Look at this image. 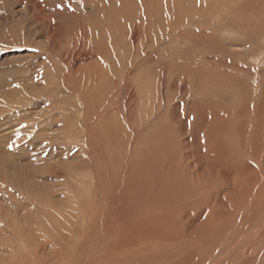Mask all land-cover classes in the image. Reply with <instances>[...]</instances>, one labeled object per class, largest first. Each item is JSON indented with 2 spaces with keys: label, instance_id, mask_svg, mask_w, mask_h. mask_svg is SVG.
<instances>
[{
  "label": "rangeland",
  "instance_id": "1",
  "mask_svg": "<svg viewBox=\"0 0 264 264\" xmlns=\"http://www.w3.org/2000/svg\"><path fill=\"white\" fill-rule=\"evenodd\" d=\"M82 2L0 0V264H264V1Z\"/></svg>",
  "mask_w": 264,
  "mask_h": 264
},
{
  "label": "bare ground",
  "instance_id": "2",
  "mask_svg": "<svg viewBox=\"0 0 264 264\" xmlns=\"http://www.w3.org/2000/svg\"><path fill=\"white\" fill-rule=\"evenodd\" d=\"M90 1V0H89ZM106 0H104V3L103 4H107V2H105ZM147 1V0H146ZM235 2H233L234 4H233V10H234V13H233V15H232V12H231V14H229V13H223V16H224V14H226V18L227 19H230L231 20V22H232V25H233V27H234V29H236V30H238L239 28H243L244 29V26L246 25H249V22L244 18V17H242V15H239V13H240V11H241V9H247L248 10V8L247 7H249V8H252V5L254 6V8L256 7L255 5L256 4H254V1H256V0H234ZM264 1V0H263ZM75 2V1H74ZM79 2H81V1H79ZM101 2H103V1H101ZM114 2V1H113ZM118 2V1H117ZM116 2V3H117ZM125 2V1H124ZM136 2V1H135ZM143 2H144V0H143ZM222 2H225V1H222ZM227 2V1H226ZM77 3H78V1H77ZM83 3H84V0H83V2H82V4L81 5H83ZM87 3V2H86ZM100 2H99V0H98V4H99ZM120 3H121V1H120ZM145 3V2H144ZM151 3V2H150ZM262 3V2H261ZM102 3H100V5H101ZM110 4V3H109ZM112 4V3H111ZM119 4V3H118ZM118 4L117 5H115V6H118ZM143 4V3H142ZM148 4H149V2H148ZM219 4V3H218ZM99 5V7H102V6H100ZM260 5V4H259ZM261 5H263V4H261ZM114 6V7H115ZM141 6V5H140ZM143 6V5H142ZM149 6H150V4H149ZM152 6V5H151ZM150 6V7H151ZM218 6V5H217ZM84 7V6H83ZM90 7V6H89ZM109 7H111V6H109ZM114 7H112V8H114ZM144 7V6H143ZM143 7H142V9H143ZM216 7V6H215ZM94 8V7H93ZM96 8H97V6H96ZM262 8V7H261ZM259 9V11L261 12L262 11V13H263V9ZM104 10L105 8H101V10ZM115 9V8H114ZM120 9V8H119ZM125 9V8H124ZM150 9V8H149ZM215 9V8H214ZM221 9V8H220ZM100 10V11H101ZM107 10V9H106ZM137 10V9H136ZM256 10H258V9H256ZM96 11H98L97 9H96ZM108 11H110V10H107V11H105V14L107 15V13L106 12H108ZM114 12H115V10H113ZM125 11V10H124ZM147 11V10H146ZM99 12V11H98ZM102 12V11H101ZM149 12V11H148ZM147 12V13H148ZM103 13H104V11H103ZM246 13V12H245ZM261 13V14H262ZM116 14V13H115ZM119 15H120V13H118ZM122 14V13H121ZM150 13H148L147 15L148 16H150L149 15ZM247 14V13H246ZM254 14H255V12H254ZM101 16H103L102 14H101ZM105 16V15H104ZM138 16V15H137ZM152 16V15H151ZM245 16H247V15H245ZM258 16V15H257ZM87 17V16H86ZM221 18V17H220ZM247 18H249V17H247ZM253 18V17H252ZM252 18H250V19H252ZM259 18H261V20H263L264 19V16H259ZM138 19V18H137ZM117 20V19H116ZM224 20V19H223ZM257 21V20H256ZM117 22H118V20H117ZM248 22V23H247ZM258 22V21H257ZM263 23V22H262ZM53 26H55V25H53ZM84 26V25H83ZM106 27H108V26H106ZM81 28V27H80ZM86 28H87V26H86ZM85 28V29H86ZM101 28H102V26H101ZM56 29V28H55ZM60 29V28H59ZM79 29V28H78ZM261 29V28H260ZM91 30H92V28H91ZM246 30H248V28L246 29L245 28V30H242V32L244 33V34H246L247 33V31ZM56 31V30H55ZM88 31V30H87ZM108 31V30H107ZM225 32V31H224ZM256 32V31H255ZM254 32V33H255ZM50 33V32H49ZM84 33V32H83ZM88 33H89V31H88ZM258 33V32H257ZM99 34V33H98ZM219 34V33H218ZM78 36V38H79V35H77ZM81 36V35H80ZM86 36V35H85ZM106 36V35H105ZM90 38H91V36H89ZM99 37H101L100 35H99ZM103 37H104V35H103ZM110 37V36H109ZM50 38H52V37H50ZM77 38V37H76ZM82 38V37H81ZM86 38H87V36H86ZM94 38V37H93ZM88 39V38H87ZM95 39H97V37L95 36ZM111 39V38H110ZM53 40V39H52ZM75 40H77V39H75ZM90 40V39H89ZM101 40H102V38H101ZM100 40V41H101ZM57 41V40H56ZM78 41V40H77ZM79 41H80V39H79ZM93 41H95V40H93ZM73 42V41H72ZM82 42V41H81ZM80 42V43H81ZM102 42V41H101ZM100 42V43H101ZM111 42V41H110ZM58 43V42H57ZM74 43V42H73ZM87 43V42H86ZM89 43V42H88ZM106 43H109L108 41L106 42ZM90 45H91V40H90V43H89ZM73 45H75V44H73ZM77 45V44H76ZM82 45V44H81ZM96 45H97V43H96ZM109 45V44H108ZM92 46V45H91ZM95 46V45H94ZM97 46H99V45H97ZM106 46V45H105ZM105 46H104V48H105ZM58 47V46H57ZM72 47H74V46H72ZM77 47H79V46H77ZM83 47V46H82ZM93 47V46H92ZM92 47H90L91 49H92ZM108 47V46H107ZM110 47V46H109ZM76 48V47H75ZM86 48V47H85ZM94 48V47H93ZM98 48V47H97ZM90 49V50H91ZM133 49V48H132ZM77 50V49H76ZM93 50H95V49H93ZM99 50V49H98ZM73 51V50H72ZM104 51V50H103ZM67 52V51H66ZM75 52H77V51H75ZM79 52V51H78ZM83 52H86V49H85V51L83 50ZM92 52V51H91ZM96 52V51H95ZM99 52V51H98ZM98 52H96V54L98 53ZM70 53V52H69ZM64 54V53H63ZM68 54V53H67ZM81 54V53H80ZM83 54V53H82ZM61 55V54H60ZM97 55H100L99 53L97 54ZM121 55H122V53H121ZM66 56V55H65ZM71 57H69V58H67L68 59V61H69V63H71L70 65H72V62H74V57H73V54L71 53V55H70ZM96 56V55H95ZM101 56V55H100ZM109 56V55H108ZM91 57V56H90ZM98 57V56H97ZM97 57H96V59H97ZM111 57V56H110ZM109 57V58H110ZM64 58V57H63ZM81 58V57H80ZM99 58V57H98ZM263 58V57H262ZM76 59H77V57H76ZM107 59V58H106ZM165 59V58H164ZM100 60H101V58H100ZM109 60V59H108ZM264 60V59H263ZM62 61V60H61ZM99 60H96L95 61V63L93 64V65H91L90 66V74H89V77H90V79H89V77H88V85L89 86H91L92 84L94 85V82L97 80V79H100L101 77H103L104 76V74L105 73H108L109 71L107 70L108 68L106 67V66H104V65H102V64H100L99 62H98ZM105 61V60H104ZM59 62H60V60H59ZM62 63H65V62H62ZM101 63H103V60L101 61ZM99 64V65H98ZM62 65V64H61ZM64 65V64H63ZM86 65V64H85ZM233 65V64H232ZM68 66V64H66V68L68 69L69 67H67ZM76 66L77 65H75V68H76ZM80 66V65H79ZM82 66V65H81ZM87 66V65H86ZM130 66V65H129ZM64 67V66H63ZM74 67V66H73ZM85 67V66H84ZM112 67V66H111ZM131 67V66H130ZM133 67H134V65H133ZM132 67V68H133ZM207 67V66H206ZM255 67V66H254ZM87 68V67H86ZM69 70H74L73 68H69ZM84 70V69H83ZM121 70V69H120ZM132 70V69H131ZM204 70V69H203ZM67 71V70H66ZM65 71V72H66ZM70 71V72H71ZM74 71H76V70H74ZM125 71V70H124ZM73 72V71H72ZM196 72V71H195ZM82 73V72H81ZM86 73V72H85ZM78 74V73H77ZM128 74V73H127ZM69 75H70V73H69ZM72 75H74V73L72 74ZM75 75H76V72H75ZM81 74H79V76H80ZM116 75V74H115ZM133 75V74H132ZM191 75V74H190ZM81 77V76H80ZM220 77V76H219ZM75 78V77H74ZM120 78H121V76H120ZM119 78V79H120ZM70 80H71V78H70ZM77 80H79V79H77ZM80 80H81V78H80ZM79 80V81H80ZM84 80V78L82 79V81ZM106 80V79H105ZM134 80H135V78H134ZM109 81V80H108ZM133 81V80H132ZM64 82V81H63ZM81 82V81H80ZM85 82H87V81H85ZM120 82V81H119ZM226 82V81H225ZM69 83V82H68ZM63 84V83H62ZM73 84V83H72ZM81 84H82V82H81ZM86 84V83H85ZM141 84V83H140ZM67 85V84H66ZM79 85V84H78ZM212 85V84H211ZM137 86V85H136ZM139 86V85H138ZM68 87L69 88H71V85H68ZM79 87H81V86H79ZM263 87V86H262ZM82 88V87H81ZM94 88H95V85H94ZM77 89V88H76ZM139 89H140V87H139ZM64 90V89H63ZM96 90V89H95ZM224 90V89H223ZM264 90V89H263ZM68 91V90H67ZM148 90H146V92H147ZM72 92H74V91H72ZM76 92V91H75ZM137 93V92H136ZM94 95V94H93ZM80 96V95H79ZM147 96H150V95H147ZM155 96V95H154ZM101 97H102V95H101ZM108 97V96H107ZM145 98H147L148 99V97H145ZM145 98H143V99H145ZM155 98V97H154ZM142 99V98H141ZM150 99H151V97H150ZM149 99V100H150ZM246 99V98H245ZM135 100V99H134ZM148 100V102L150 103V101ZM99 101V100H98ZM136 101V100H135ZM134 101V102H135ZM145 101V100H144ZM256 101H258V100H256ZM100 102V101H99ZM105 102V101H104ZM146 102V101H145ZM154 102V101H153ZM157 102V101H156ZM159 102V101H158ZM149 103H148V106H149ZM259 103V102H258ZM260 103L262 104V106L264 107V97L261 99L260 98ZM131 104V103H130ZM153 104V103H152ZM151 104V105H152ZM154 104H156V103H154ZM162 104H163V102H162ZM104 105V104H103ZM161 105V104H160ZM142 106H143V104H142ZM169 106H171V105H169ZM102 107V106H101ZM106 107V106H105ZM153 107V106H152ZM163 107V106H162ZM242 107V106H241ZM259 107V106H258ZM62 108V107H61ZM154 108V107H153ZM169 108V107H168ZM150 109V108H149ZM241 109V108H240ZM257 109V108H256ZM84 110V109H83ZM86 110H88V109H86ZM132 110V109H131ZM133 110H135V108H133ZM132 110V111H133ZM137 110V109H136ZM262 110V109H261ZM260 110V111H261ZM75 111V110H74ZM89 111V110H88ZM120 112H118V113H120L121 114V110H119ZM258 111V110H257ZM117 112V111H116ZM139 112H141V111H139ZM134 113V112H133ZM137 113V112H136ZM223 113V112H222ZM81 114V113H80ZM90 114H92V113H90ZM119 114V115H120ZM129 114V113H128ZM143 114V113H142ZM137 115V114H136ZM139 115V114H138ZM224 115H225V113H224ZM242 115V114H241ZM82 116V115H81ZM117 116V115H116ZM145 116V115H144ZM171 116V115H170ZM199 116V115H198ZM223 116V115H222ZM137 117V116H136ZM259 117H262V115L261 116H259ZM76 118H78V117H76ZM139 118V117H138ZM199 118V117H198ZM224 118V117H223ZM80 119V118H79ZM113 119V118H112ZM126 119V118H125ZM125 119H124V121H125ZM143 119V118H142ZM161 119V118H160ZM166 119V118H165ZM225 119H227V118H225ZM66 120V119H65ZM108 120V119H107ZM127 120V119H126ZM130 120V119H129ZM140 120V119H139ZM163 120H164V118H163ZM74 121V120H73ZM95 122H98V121H96V120H94ZM102 121V120H101ZM132 121V120H131ZM136 120H134V122H135ZM143 121V120H142ZM222 121V120H221ZM225 121V120H224ZM258 121V120H257ZM263 121V120H262ZM79 122H80V120H79ZM82 122V121H81ZM109 122V121H108ZM114 121H112V123H113ZM116 122V121H115ZM137 122V121H136ZM144 122V121H143ZM143 122H141V123H143ZM161 122H163V121H161ZM164 122H166V121H164ZM77 123H78V121H77ZM76 123V124H77ZM133 123V122H132ZM140 123V124H141ZM170 123V122H169ZM258 123H260V119H259V122H257V124ZM75 126H76V124L75 123H73ZM72 124V125H73ZM86 124V123H85ZM97 124V123H96ZM105 125H106V123H104ZM114 124V123H113ZM126 124V123H125ZM133 124H135V123H133ZM165 124V123H164ZM87 125V124H86ZM85 125V126H86ZM129 125V124H128ZM139 125V124H138ZM37 126V125H36ZM80 126H82V124H80ZM98 126H100L101 127V124L100 125H98ZM107 126V125H106ZM112 126V125H111ZM142 126V125H141ZM144 126V125H143ZM173 126V125H172ZM176 126V125H175ZM79 127V126H78ZM99 127V128H100ZM115 127V126H114ZM130 127H131V125H130ZM136 127H137V125H136ZM145 127V126H144ZM162 127H164V126H162ZM91 128V127H90ZM92 128H93V125H92ZM165 128V127H164ZM173 128V127H172ZM171 128V129H172ZM129 129V128H128ZM166 129V128H165ZM175 129V128H174ZM76 130V129H75ZM85 130H87V129H85ZM93 131V130H92ZM162 131V130H161ZM160 131V134L162 133ZM166 132H169L170 131V127L168 126L167 127V130H165ZM90 132V131H89ZM95 132H97V128H96V131ZM166 132H163L165 135H167L166 134ZM78 133H80V132H78ZM77 133V134H78ZM173 133V132H172ZM72 134V133H71ZM82 134V133H81ZM93 134V133H92ZM160 134H158V135H160ZM95 135H96V133H95ZM164 135V136H165ZM173 135V134H172ZM175 135V134H174ZM213 136H214V134H212ZM47 136V135H46ZM83 136V135H82ZM92 136V135H91ZM176 136V135H175ZM71 136H69L68 135V138H70ZM80 137H77L76 139H79ZM92 138V137H91ZM67 139V138H66ZM73 139H74V137H73ZM73 139H71L72 140V142L74 141ZM137 139V138H136ZM149 139V138H148ZM151 139V138H150ZM158 139V138H157ZM171 139V138H170ZM55 140V139H54ZM70 140V139H69ZM134 140V139H133ZM185 140V139H184ZM215 140V139H214ZM59 141V140H58ZM77 141V140H76ZM79 141V140H78ZM163 141V140H162ZM168 141H166V140H164V142H163V144L161 145V147L162 148H164V147H167L168 145H171L172 143H173V141H172V139H171V141H169L168 143H167ZM51 143V142H50ZM83 143V142H82ZM150 143H152V142H150ZM219 143V142H218ZM225 144V143H224ZM147 145V144H146ZM112 147V146H111ZM130 147V146H129ZM138 147H140V146H138ZM106 148V147H105ZM140 149V148H139ZM90 152H92V151H90ZM144 152V151H143ZM142 152V153H143ZM72 153H74V152H72ZM71 153V154H72ZM75 154V153H74ZM150 154V153H149ZM173 156H174V154H173ZM145 158H146V156H145ZM208 159H209V157H208ZM87 161V160H86ZM89 161V160H88ZM143 161V160H142ZM142 161H141V163H142ZM145 164V163H144ZM169 164V163H168ZM200 164V163H199ZM143 165V164H142ZM147 165V164H146ZM74 166V165H73ZM119 166V165H118ZM128 166V165H127ZM130 167V166H129ZM132 167V166H131ZM141 167V166H140ZM118 168H120V166L118 167ZM135 168V167H134ZM141 168H143V167H141ZM260 168V167H259ZM136 169V168H135ZM153 169V168H152ZM76 170V169H75ZM137 170V169H136ZM151 170V169H150ZM74 171V170H73ZM128 171V170H127ZM138 171H139V168H138ZM148 171V170H147ZM154 171V170H153ZM152 172V171H151ZM172 172H174V171H172ZM258 172V171H257ZM262 172V171H261ZM123 173V172H122ZM121 173V174H122ZM126 173V172H125ZM125 173H124V175H125ZM143 173V172H142ZM153 173V172H152ZM129 174V173H128ZM131 174V173H130ZM146 174V173H145ZM188 173H183V174H180V175H175V176H177V178H176V181H182V180H184L185 181V179H182L183 177H184V175H187ZM67 175V174H66ZM70 175V174H69ZM119 176H120V174H119ZM127 176V175H126ZM139 176V175H138ZM156 176V175H155ZM73 177V176H72ZM128 177V176H127ZM127 177H125V178H127ZM142 177V176H141ZM145 177V176H144ZM74 178V177H73ZM121 178H123V176L121 177ZM139 178H140V176H139ZM138 178V179H139ZM166 178V177H165ZM129 179V178H128ZM141 179V178H140ZM143 179V178H142ZM119 180V179H118ZM118 180H116L117 182H118ZM127 180V179H126ZM131 180V179H130ZM122 181V180H121ZM142 181V180H141ZM140 181V182H141ZM125 182H127V181H125ZM131 182H132V180H131ZM136 182H137V180H136ZM135 182V183H136ZM171 182V179H170V181L168 182V183H170ZM127 183H130V182H127ZM126 183V184H127ZM133 183V182H132ZM132 183H130V185H132ZM144 183V182H143ZM193 183V180H191L189 183H187V184H192ZM214 183V182H213ZM75 184V183H74ZM73 184V185H74ZM77 184V183H76ZM201 184V183H200ZM257 184H258V182H257ZM119 185H120V183H119ZM129 185V184H128ZM130 185H129V189H130ZM150 185V184H149ZM153 185V184H152ZM136 186V185H135ZM76 187H80V186H76ZM119 187V186H118ZM123 187V186H122ZM133 188H134V186H132ZM146 187V186H145ZM262 187H263V185H262ZM65 188V187H64ZM66 189V188H65ZM64 189V190H65ZM119 189V188H118ZM123 189H126V187L124 188L123 187ZM180 189H181V186H180V184L178 185V186H176L175 187V189H172L171 191H170V194L172 193V194H174V193H176V192H181L180 191ZM61 190V189H60ZM64 190H62L61 192H63ZM134 190H135V188H134ZM133 190V192H135ZM140 190V189H139ZM130 191H132V190H130ZM123 192H125V190L123 191ZM132 192V193H133ZM69 193V192H68ZM67 193V194H68ZM138 193V195H139V192H137ZM142 193V192H141ZM42 194V193H41ZM127 194V193H126ZM129 194V193H128ZM127 194V195H128ZM149 194V193H148ZM171 194V195H172ZM185 194V193H184ZM183 194V195H184ZM43 195V194H42ZM121 195V194H120ZM123 195V194H122ZM143 195V194H142ZM46 196V194L44 195V197ZM136 197H137V195H135ZM219 196V195H218ZM38 197V196H37ZM124 197V195L123 196H121V198H123ZM135 197V198H136ZM139 197V196H138ZM142 197V196H141ZM140 197V198H141ZM152 197V196H151ZM185 197V196H184ZM187 197H189V196H187ZM186 197V198H187ZM121 198H120V200H121ZM130 198V197H129ZM129 198L128 197H124V199H128L129 200ZM133 198V197H132ZM171 197H169V199H170ZM47 199V198H46ZM49 199V198H48ZM72 199H75V198H71V200ZM138 199V198H137ZM136 199V200H137ZM150 199V198H149ZM148 199V200H149ZM41 200V199H40ZM50 200V199H49ZM132 200V199H131ZM141 200V199H140ZM139 200V201H140ZM51 201V200H50ZM75 201V200H74ZM123 201V200H122ZM121 201V202H122ZM125 201H127V200H125ZM138 201V200H137ZM138 201V202H139ZM150 201V200H149ZM128 202H130V201H128ZM134 202V201H133ZM137 202V203H138ZM135 203V202H134ZM139 203H143L142 202V200L139 202ZM49 204V203H48ZM52 204V203H51ZM148 205V204H147ZM146 205V206H147ZM52 206V205H51ZM150 206V205H149ZM53 207V206H52ZM142 207H143V205H142ZM142 207L140 208V210L142 211ZM145 208V207H144ZM55 209V208H54ZM151 210H152V208H151ZM255 210V209H254ZM56 211H57V209H56ZM153 211V210H152ZM54 212H55V210H54ZM58 212V211H57ZM149 212H150V210H149ZM142 214V213H141ZM140 217V216H139ZM151 217V216H150ZM152 217H154V214H153V216ZM174 217V216H173ZM58 219V218H57ZM145 220V219H144ZM138 223V222H137ZM78 245V244H77ZM258 245V244H257ZM77 247V246H76ZM17 251H18V249H17ZM16 253V252H15Z\"/></svg>",
  "mask_w": 264,
  "mask_h": 264
}]
</instances>
